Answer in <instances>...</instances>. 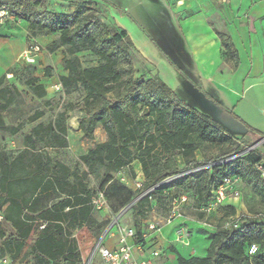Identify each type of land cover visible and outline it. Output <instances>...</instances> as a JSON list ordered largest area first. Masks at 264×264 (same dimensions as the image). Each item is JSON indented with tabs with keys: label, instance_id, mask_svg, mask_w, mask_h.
<instances>
[{
	"label": "trees",
	"instance_id": "obj_1",
	"mask_svg": "<svg viewBox=\"0 0 264 264\" xmlns=\"http://www.w3.org/2000/svg\"><path fill=\"white\" fill-rule=\"evenodd\" d=\"M26 1L13 0V5L17 4L23 10L9 8L10 12L27 22L30 36L58 33L45 48L50 53L65 48L62 68L66 74L58 76L59 89L65 95L83 92L78 129L87 139L93 138L98 126L106 134L105 141L79 157L81 163L89 171L98 166L107 169L102 185L114 182L110 171L130 168L133 162L140 166L141 187L130 190L122 184L118 186L128 196L123 199L127 201L122 207L167 176L236 155L251 145L236 138L212 116L186 103L147 69L135 76L133 43L128 34L101 20L91 0L78 2L71 13L45 8L34 11L29 9ZM34 2L42 7L46 4L45 0ZM0 4L5 5L1 1ZM216 33L223 47L222 56L236 65L238 55L231 38L223 32ZM81 52H90L97 58V63L83 66L79 57ZM17 66L9 72L15 73ZM50 69L44 67L45 76ZM5 78L6 74L0 77V111L7 109L20 94L15 82ZM24 84L37 97L46 95L44 85L37 77H27ZM72 109L73 106L58 112L52 121L35 124L24 136L22 149L0 150V257L8 256L15 264H76L81 255L90 252L100 236L84 250L79 249L77 236L81 237L88 228L98 225L90 205L95 192L87 186L86 172H72L46 152L47 148L67 146V112ZM42 115V111H35L29 120L34 121ZM231 116L237 120L235 115ZM19 129L20 124L7 126L0 115V130L16 134ZM207 145L218 147L217 155L209 157L205 153ZM197 152L201 159L197 158ZM176 155L182 159V167L176 162ZM262 160L254 149L229 162L204 169L198 175L186 174L176 183L177 193L191 199L190 206L200 207L209 199L211 184L218 183L228 174L238 176L253 196L264 203V181L254 168V164ZM167 192L176 191L163 186L154 188L131 206L136 234L141 232L153 206L162 207L166 214ZM131 193L135 194L133 198H129ZM224 206L229 209L227 216L236 214L235 205ZM248 210L256 213L263 209L254 211L249 207ZM98 214L105 219L104 215ZM198 216L202 214L198 213ZM6 225L13 230L7 235ZM207 231L210 239L206 255L184 258L172 248L170 251L176 254L177 264H264V222L243 215L237 229L216 227ZM251 243L259 245L254 255L248 254ZM27 247L33 259L25 261L20 254Z\"/></svg>",
	"mask_w": 264,
	"mask_h": 264
},
{
	"label": "crops",
	"instance_id": "obj_2",
	"mask_svg": "<svg viewBox=\"0 0 264 264\" xmlns=\"http://www.w3.org/2000/svg\"><path fill=\"white\" fill-rule=\"evenodd\" d=\"M80 1L82 0H47L45 9L71 13ZM98 1L106 5L103 18L112 20L116 27L121 29L119 26L122 24L116 25L114 16H112L114 13L118 14L119 19H127L130 24H134L137 28L141 27L138 20L130 14H127L130 18L128 19L125 13L117 11L110 0ZM150 2L154 6L168 8L170 17L165 21L153 7L147 10V12L150 11L148 15L151 16L156 27L154 34L160 45L150 37L141 41L144 48L138 47L142 53L145 54V49L150 52L152 49L154 52L152 57L144 60L148 65V68L145 67V69L152 75L158 73L157 75L164 82H166L165 79L171 80L166 84L182 100L212 116L236 138L251 144L253 138L246 129L249 125L240 118V112L233 114L237 117L236 120L228 113L229 109L217 99H220V88L227 90L232 97L238 99V103L242 97L248 94L250 108L256 109V100L264 95V0H227L228 5L222 9L211 4L207 5L205 0H150ZM140 4H143V0H135V7ZM197 6H202L203 9L190 13V9ZM141 29L140 31L145 37L146 35ZM216 31L223 32L231 38L238 55L236 65L232 60H227L222 56L223 47ZM27 34V22L24 20L0 26V77L3 74H12L9 71L20 60L21 52L27 47V40L32 38L41 47L38 53V66L52 68L56 64L58 67L56 87L59 88L58 76L66 74L62 68L65 48L60 47L52 53L45 48L47 44L58 37V33L37 34L30 37ZM154 67L158 69L157 72ZM160 68L164 71L166 68V71L162 72ZM33 76L38 78L39 83L44 84V81L36 74ZM238 103L235 104L234 109L236 106L238 107ZM259 113L263 114L264 108ZM79 117L77 118V127ZM256 123L264 125L259 120ZM263 130L264 126L260 128V131ZM253 144H256V148H258L262 144L264 145V139L255 140ZM136 174L138 179H143L140 166ZM237 202L239 201H234L232 204L235 206L239 204L240 207V203ZM239 207H236V210ZM173 229L174 226L164 227L163 237H158L154 242V247H160L161 255L154 260L153 264H177L176 254L171 252L168 247L163 248L164 240L168 242L165 233L168 230L172 232ZM106 244L112 245L113 240L108 239ZM135 255L137 258H143L141 254L136 253ZM144 255H147V252Z\"/></svg>",
	"mask_w": 264,
	"mask_h": 264
},
{
	"label": "rangeland",
	"instance_id": "obj_3",
	"mask_svg": "<svg viewBox=\"0 0 264 264\" xmlns=\"http://www.w3.org/2000/svg\"><path fill=\"white\" fill-rule=\"evenodd\" d=\"M1 2H4L6 6H8L11 10L15 11H22L23 8H20L19 5L15 4L13 5V0H0ZM47 0H45L46 2ZM50 1V0H49ZM112 6L117 9V11H120L121 13H125L131 15L135 19L138 20V23L140 24V28L143 31V33L146 35L143 36L142 32L140 31V28H137L134 24H130L127 19H119L117 17L118 14L114 13V21L116 25L122 24L119 27L121 29L126 30L130 40L133 43L134 49L131 50L132 52V58H133V66L135 69V76H139L141 74L142 69L148 68V65L144 62L145 59H149L148 57H152L154 52L151 49L147 50L145 49V54L141 52L138 46L143 47L141 44L142 40L147 39V37H150L155 42L160 45V42L158 38L156 37L155 30L156 27L153 24V20L151 19V16L148 15L150 11L149 8L153 7L157 13L163 18V20H168L170 17L169 9L165 6H154L150 0H143V4H140V6L135 7L134 2L135 0H110ZM207 5H214L217 8H224L226 7L227 0H205ZM27 5L29 6V9L34 11H42L45 7L40 6V4H37L34 2V0H27ZM92 7L99 13L101 20H103L106 23H109L111 26H115V24L112 22V20H106L104 19L105 11H106V5L101 3L98 0L92 1ZM219 4V6H217ZM206 5V6H207ZM47 6V2L45 4ZM203 9L202 6H197L190 9V13L193 12H199ZM142 12V14H139ZM128 17V16H127ZM128 19H130L128 17ZM21 21V19H20ZM19 21V22H20ZM18 22V23H19ZM136 28V29H135ZM138 29V30H137ZM30 35L29 33L27 34ZM30 44V40H27L26 45L28 46ZM139 55V56H138ZM141 55V57H140ZM80 60L82 62L83 66H89L97 63V58L90 54V52H81L79 53ZM38 60L39 55L36 58L35 64H26L21 59L17 62L18 66L16 67V71L13 74V77L10 79H6L9 82H15V85L17 86L20 94L17 96L16 100L5 110L0 111V115L2 119L4 120V123L7 126H17L20 124V129L16 134H11L8 130H0V150H11V151H17L24 147V136L28 133H30L32 127L37 124L38 122H48L55 119L58 112H61L65 109H68L69 107L73 106V109L71 111L67 112V146L65 148H47L46 152L47 154L53 159L60 161L67 165L72 172L76 173H82L83 171L86 172V183L87 186L91 189V191L94 193L98 190H104L109 198L110 205L114 211H118L122 204L125 203L127 200H123L128 198L127 192L121 189H118V186L120 184L127 186L130 190L135 189V185L132 178L135 177L136 172L139 171V165L137 162H134L130 168H124L119 169L117 171H110L109 173L112 175L114 182L112 184H105L102 185V181L106 176V173H108L107 169L104 166H98L94 168V170L89 171L79 160V157L87 152L88 149L93 148L97 143L103 142L106 140V134L103 131V129L98 126L93 133V138L87 139L83 136V134L80 132V130L77 127V118L80 116L79 109L82 107V98H83V92L81 90L73 92L71 94L65 95L61 88L59 89L57 84V69L58 67L55 66L52 67L49 70L48 76L44 75V68H40L38 66ZM36 66V67H35ZM35 67V68H34ZM155 71L157 72L158 69L154 67ZM57 70V71H56ZM162 72L165 71L160 68ZM36 74L39 78H41L44 81V88L46 91V95L44 97H37L35 94H33L28 87L24 84V80H26L27 77H30L32 75ZM158 74V73H157ZM156 74V75H157ZM4 75V74H3ZM158 76V75H157ZM159 77V76H158ZM160 78V77H159ZM167 83H170L171 80L165 79ZM164 81V80H163ZM19 82V83H18ZM165 82V83H166ZM219 100L224 106H226L228 110V113L232 114H238L240 112V118H242L247 125L250 126L246 128L251 137L253 138L251 141V144L253 142L255 143V140L262 139L264 137V130L260 131V128H263L264 125H259L256 123V121H261L264 124V113H259L261 109L264 108V95H261L259 99H257V107L256 109L250 108V105L248 102V94H246L242 99H238L232 97V95L227 92V90H223L222 88L219 89ZM238 103V107L236 106V109H234L235 104ZM193 106V105H191ZM196 108V107H194ZM198 110V108H196ZM234 110V111H233ZM35 111H42L43 115L34 120L30 121L29 116H31ZM200 111V110H199ZM246 125V126H247ZM252 127V128H251ZM260 127V128H259ZM256 152H258L262 158H264V145L262 144L260 147L255 149ZM205 153L210 156H215L218 153V147L207 145L205 147ZM197 158L201 159V154L197 152L196 154ZM176 162L179 164V166H183L182 159L179 155L175 156ZM122 173V174H121ZM202 173V171H194L191 174L198 175ZM125 177V178H123ZM124 179V180H123ZM180 178L175 179L172 183H169L167 185H164V187L168 188L170 187L171 190L178 191L179 187L176 185L177 181H179ZM175 183V184H173ZM173 184V186H171ZM239 188L242 193V199L237 202L240 203L236 207V213L238 215H248L251 214L249 212V207L253 209L254 211H258L260 209H264V203H260L259 199L254 197L251 193L250 189L246 187L244 184L240 183ZM144 191V190H143ZM134 193H131L129 198L134 197ZM133 196V197H132ZM122 200V201H121ZM192 200L187 199L188 205L190 204ZM193 202V201H192ZM242 203V206H241ZM153 210H150L147 214V218H151V215L154 214L158 218H162L164 215V210L162 207L156 205L153 206ZM229 209L225 206L220 207L214 215L210 218L212 223H221V221L228 215ZM185 214L187 217H192L194 219H198V213L192 210H186ZM94 217L97 219L98 225L90 227L87 229V231L84 233V235L77 236L78 245L80 250H84L86 247H88L97 237L100 235V232L103 230L106 220L102 218L99 214L93 212ZM132 213L129 212L124 217V223L131 224L132 223ZM146 218V219H147ZM145 219V220H146ZM192 223V222H191ZM6 235L13 232L12 228H10L9 225H6ZM190 229V235H189V246L184 247V245L178 244V243H168L166 240H164V247H168L169 250L172 248L176 249L184 258H187L189 256H205L206 255V246L210 239V234L208 233V229H203L199 226L198 223H193L189 226ZM173 237L171 230H168L165 233V238L168 240ZM98 239V238H97ZM20 257L22 260L28 261L32 258V255L30 254L29 247L24 248L23 251L20 254ZM33 259V258H32Z\"/></svg>",
	"mask_w": 264,
	"mask_h": 264
},
{
	"label": "built area",
	"instance_id": "obj_4",
	"mask_svg": "<svg viewBox=\"0 0 264 264\" xmlns=\"http://www.w3.org/2000/svg\"><path fill=\"white\" fill-rule=\"evenodd\" d=\"M19 21L20 18L12 14L8 6L0 4V26L9 22L18 23ZM40 50L41 47L39 44L31 38L30 44L21 52L20 59L25 63H34ZM11 76L12 74L10 73L6 74V78H11ZM255 148L256 144H252L236 155L167 176L156 185L141 191L130 203L124 205L118 211L112 209L103 190L96 191L90 199L92 212L104 215L106 224L98 239L93 243L90 252L86 256L81 255L79 262L76 264H97V262L98 264H153L154 260L161 255L160 247H154V242H156L158 237H163L164 227L166 226H174L172 231L173 237L168 240V243H178L184 246H189V226L193 222L198 223L203 229H214L216 227L221 229H237L241 225V217L244 214L238 215L236 213L234 215L226 216L219 224L212 223L210 220L220 207L242 199V193L239 188L241 179L236 175L228 174L223 175L218 183L211 184L209 199L206 204L201 205L200 207L188 205L187 197L185 195L177 192H167L169 197L166 205V214L162 218H158L153 212L151 218L144 220V226L139 234H136L132 223H124V217L130 212L131 206L136 201L149 195L154 188L164 187V185L172 183L175 179L182 178L186 174H191L194 171H203L204 169L212 168L215 165L229 162L233 158L246 154ZM124 168H129V166L121 169ZM254 168L259 173L260 178L264 181V160L254 164ZM131 180H133L135 188L141 187L142 178L138 179L135 175ZM173 184L171 186H173ZM188 209L195 211L196 213H201L202 216L197 217L198 219L192 217L189 218L185 214V211ZM151 210H153V208ZM246 216L264 222V209L256 213L246 214ZM1 220L2 214L0 213V222ZM108 239L113 240L112 245L106 244ZM258 249L259 245L257 243H251L248 247V254L254 255ZM145 252H147V255H144ZM136 253L143 255V258H137L135 255ZM0 264L15 263H13L8 256H1ZM20 264L32 263L24 262Z\"/></svg>",
	"mask_w": 264,
	"mask_h": 264
},
{
	"label": "water",
	"instance_id": "obj_5",
	"mask_svg": "<svg viewBox=\"0 0 264 264\" xmlns=\"http://www.w3.org/2000/svg\"><path fill=\"white\" fill-rule=\"evenodd\" d=\"M263 138H264V137H263ZM263 138H262V139H263Z\"/></svg>",
	"mask_w": 264,
	"mask_h": 264
}]
</instances>
